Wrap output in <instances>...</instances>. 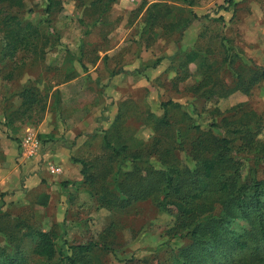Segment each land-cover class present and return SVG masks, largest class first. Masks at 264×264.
Returning a JSON list of instances; mask_svg holds the SVG:
<instances>
[{
  "label": "rangeland",
  "instance_id": "obj_1",
  "mask_svg": "<svg viewBox=\"0 0 264 264\" xmlns=\"http://www.w3.org/2000/svg\"><path fill=\"white\" fill-rule=\"evenodd\" d=\"M7 21L23 42L10 40ZM193 51L197 59L187 63ZM262 66L264 0L0 2V246L29 252L32 233L51 230L69 253L70 244H110L82 263H169L188 239L174 230L175 214L158 206L162 197L102 206L77 158L101 163L104 180L111 170V182L119 166L159 167L154 147L192 165L186 149L194 130L182 143L177 136L190 123L209 130L223 117H245L264 137V80L249 90L236 86ZM26 88L34 104L25 102ZM166 101H173L169 123L159 121ZM30 134L41 144L32 156L23 145ZM106 136L128 148L113 156ZM243 155L242 173L250 177L252 155ZM50 163L62 172L47 174ZM258 171L264 177V165ZM243 225L239 219L234 228Z\"/></svg>",
  "mask_w": 264,
  "mask_h": 264
},
{
  "label": "trees",
  "instance_id": "obj_2",
  "mask_svg": "<svg viewBox=\"0 0 264 264\" xmlns=\"http://www.w3.org/2000/svg\"><path fill=\"white\" fill-rule=\"evenodd\" d=\"M7 23L8 28L13 26V22ZM18 34L14 26L7 31V36L16 44L25 37ZM187 59V63L195 61L197 53L188 52ZM255 71L258 72L248 82L238 78L237 88L243 89L246 83L249 90L256 82L264 80V66ZM24 90L26 103L38 101L30 88ZM169 104L173 101L162 102L164 114L159 121L163 123H169L166 118ZM212 126L202 130L199 125L190 123L185 131H178V142L182 143L183 134L194 130L188 149L185 147L186 163L193 162L192 165L179 164L169 156L171 150L159 151L154 147V153L160 152L159 167L124 171L119 166L110 182L111 170L104 173L106 181L97 175L98 169H103L101 163L77 158L83 164V182L97 187L100 190L97 191L98 201L111 209H124L160 195L158 206L175 214L174 230L188 239L165 264H264V177L259 178L258 171L264 165V137H259L261 126L255 127L253 119L236 116L223 117ZM105 141L113 156L128 148L112 145L108 136ZM243 153L252 155L249 158L255 168L250 177L242 173L246 161ZM134 157L141 156L135 153ZM239 219L248 225L235 229L234 223ZM32 238L34 245L29 252L17 244L0 246V264H86L81 262L84 254L110 245L97 241L70 244L67 249L72 253H69L63 245H58L54 231L38 229L32 233Z\"/></svg>",
  "mask_w": 264,
  "mask_h": 264
},
{
  "label": "built area",
  "instance_id": "obj_3",
  "mask_svg": "<svg viewBox=\"0 0 264 264\" xmlns=\"http://www.w3.org/2000/svg\"><path fill=\"white\" fill-rule=\"evenodd\" d=\"M24 148L27 150L28 156L35 155L40 148V141L34 134L27 135L23 142ZM30 148V149H29ZM48 169L52 174H58L61 172V168L53 163L48 165Z\"/></svg>",
  "mask_w": 264,
  "mask_h": 264
},
{
  "label": "crops",
  "instance_id": "obj_4",
  "mask_svg": "<svg viewBox=\"0 0 264 264\" xmlns=\"http://www.w3.org/2000/svg\"><path fill=\"white\" fill-rule=\"evenodd\" d=\"M61 172H62V171H61ZM61 172H60V173H61ZM70 172H72V170H70V169H66V170H65V173H66V174H64V176H66L65 178L69 177L68 174H69ZM49 173H51V172H50L49 169H48L47 174H49ZM51 174H52V173H51ZM48 191H49V203H51V202H52V196L50 197V194H51L52 191H51L50 189H48Z\"/></svg>",
  "mask_w": 264,
  "mask_h": 264
}]
</instances>
